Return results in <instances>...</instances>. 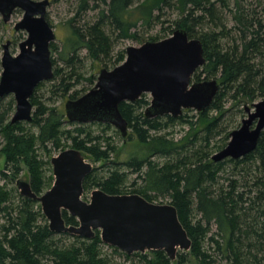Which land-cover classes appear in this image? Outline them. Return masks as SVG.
<instances>
[{"label":"trees","instance_id":"obj_1","mask_svg":"<svg viewBox=\"0 0 264 264\" xmlns=\"http://www.w3.org/2000/svg\"><path fill=\"white\" fill-rule=\"evenodd\" d=\"M77 2V14L96 8L98 12L89 23L73 25L72 19L64 23L68 35L59 56L65 67H55L51 57V95L64 96L72 90L68 98L80 96L73 86L81 80L91 84L95 77L77 71L78 53L83 49L91 59L116 66L124 60L125 49L113 54L114 40L136 38L130 29L138 23L150 27L164 9H176V28L202 42L205 62L193 80L216 78L219 88L210 105L197 111L196 121L188 117L187 109L176 117H146L143 111L150 100L146 93L132 102L122 101L119 110L130 132L121 144L108 135L109 123H99L103 133L98 134L84 123L67 127L73 123L63 110L43 101L38 93L45 81L36 85L30 97L34 107L30 121L11 122L14 99L0 97V154L5 160L0 169V179L5 181L0 184V264H113L111 254L135 255L144 264H264V129L254 149L241 157L211 158L232 131L224 121L226 98L239 102L264 98V0H255V6L262 5L260 11L240 0H233L231 6L229 0ZM223 12L232 21L229 27ZM175 122L189 125L177 140L163 132ZM67 147L101 162V167L85 175L84 192L100 188L107 193H138L149 201L166 198L191 239L189 250H178L172 260L163 250L127 254L103 243L98 229L91 238L62 233L70 240L51 231L37 200L17 194L6 182L13 181L23 165L31 189L41 194L53 178L46 174L50 161L41 152L47 156ZM62 215L66 223L77 224L67 211Z\"/></svg>","mask_w":264,"mask_h":264},{"label":"water","instance_id":"obj_2","mask_svg":"<svg viewBox=\"0 0 264 264\" xmlns=\"http://www.w3.org/2000/svg\"><path fill=\"white\" fill-rule=\"evenodd\" d=\"M49 4L50 0H0L2 21H9L14 10L21 9L13 30L26 31L16 53L11 52L8 40L1 44L0 97L13 95L11 122L32 119L34 88L54 76L50 43L56 34L46 19ZM204 62L202 42L189 37L181 27L162 39L129 45L121 63L110 69L101 67L91 88L65 100L64 115L70 122L109 123L125 138L128 122L119 104L132 102L143 93L150 95L143 111L146 117H176L184 109L202 111L219 88L216 78L193 80ZM244 109L246 116L230 132L225 146L212 154L213 161L236 159L256 146L264 129V98ZM50 162L53 182L41 194L23 178H17L15 184L21 195L39 201L54 233L91 238L98 229L103 243L127 254L163 250L171 260L178 250H189L191 239L170 202L149 201L138 193H107L100 188H93L84 200L83 179L93 168L84 153L67 147L51 156ZM63 210L74 216L77 224L66 223Z\"/></svg>","mask_w":264,"mask_h":264},{"label":"rangeland","instance_id":"obj_3","mask_svg":"<svg viewBox=\"0 0 264 264\" xmlns=\"http://www.w3.org/2000/svg\"><path fill=\"white\" fill-rule=\"evenodd\" d=\"M134 1H138V0H134ZM230 1V6L232 4L233 0H229ZM242 1V3L246 4V7L253 8L255 7L258 11H260L262 9V5H264V3H262V5L258 4V6H255V0H240ZM77 5L78 2L77 0H50V4L47 7L46 10V19L47 21L50 23V25L53 27L54 32L56 34V37L53 41H51V43L54 44V48L51 51V57L54 59V66L55 67H62L64 68V63L62 61V59H60L59 56V51L61 50V47L63 45V41L65 40V38L68 35V30L66 29L65 26V22H67L69 19H72V23L73 25H82L85 22H91L95 19L96 14L98 12V8L96 9H91L88 10L85 13H78L77 14ZM103 5H100V7H102ZM226 15V25H228L227 27H229L232 24V21L230 20L228 14L226 12H223ZM222 13V14H223ZM22 16V10L21 9H16L13 14L11 15V18L9 21L3 23L2 22V18L0 15V56H1V52H2V48H1V43H4L6 41V39H11L13 41L10 49L12 53H16L18 51V42L23 40L26 37V31L25 30H17V31H13V25L14 23L20 19ZM262 16L264 17V12L262 13ZM179 17L178 11L176 9H164L161 16H160V20L156 21L154 24H152L150 27L146 26V25H142L140 23H138L135 27L131 28L130 31L131 32H136V38L134 37H120L118 39L114 40V45H113V54H115L118 50H122L125 49L127 46L129 45H134V46H138L140 43V40L143 41H147V40H152L150 39L151 36H158L159 39H162L164 37L169 36L172 32V30L176 29V26L173 24V21L175 19H177ZM117 33V32H116ZM114 33V35L116 34ZM114 38V36H113ZM79 61L77 62V71H79L80 73H82L85 77L91 75H94L95 79L93 81V83H88L84 80H81L79 83H77L75 86H73V89H78L80 90V94H83L84 92H86L89 88H91L93 86V84L96 81V77L98 74V71L101 67H106L108 69L112 68L111 66L107 67L103 64L102 61L99 60H93L90 57H88L86 55V51L85 50H81L79 53ZM0 71H1V67H0ZM49 80L45 81V84L43 85V87L41 89L38 90V93L40 94L41 98L43 101H45L46 103L56 106L57 108H61L64 112V102L66 99H68V93H70L71 91H69L67 94H65L64 96H62L61 94H53L51 95L50 92V82H48ZM86 89L85 91H83V89ZM13 97L12 94L9 95H5V100H7L10 97ZM146 97L150 98V95L148 93H146ZM262 97H256L254 100L250 101L247 100L245 98H241L240 102L238 101V98L233 100L231 97H227L226 101L224 103V108L228 109V111L225 114L224 117V121L227 124L228 128L233 130L235 128H238L241 124V119L246 116V112H245V106H252L253 102H256L258 100H260ZM14 99V98H13ZM15 102V101H14ZM15 107V106H14ZM34 109V107H33ZM14 110L11 112V114H13ZM186 113L188 115V117H191L190 119L193 121H196L197 118V111L195 109H187ZM211 113H214L213 111H211ZM73 124H67V127H73L74 125H77L76 122H72ZM99 123H103V122H97V121H92V122H86L84 123L86 127H88L90 130L93 131V133H103L102 132V126ZM111 125V124H110ZM28 126V124H27ZM198 127V125H197ZM189 129V125L186 123H179V122H175L174 124H172L171 126H169L168 128H166L165 130H163V132H167L168 136L170 137H174V139H180L181 137H183L185 135V133L188 131ZM108 135L113 137V140L117 143V144H121L122 142V137L119 133V131L113 126L111 125V128L106 130ZM117 132V133H116ZM130 132V129H128V133ZM218 138H216L217 140ZM58 151L54 150L52 151L49 155H44L43 152H41L42 157L44 156L45 159L50 161L51 156L57 154ZM88 160L92 163L93 167H101V162H96L93 161L92 158H88ZM4 155L0 154V169H2L4 167ZM49 166L46 170V174H51L52 175V165L51 162L49 163ZM230 165H227L228 171L230 170ZM53 177V175H52ZM130 177H133V175H131ZM16 178H23L25 180H28V176L26 174V168L25 166H21V170L19 171L18 175ZM16 178L13 179V181H7L6 185L7 187L11 188L12 186H14L17 189V194L19 193L18 188L16 187L15 181ZM5 181L0 179V184H3ZM53 182V178L51 181V184ZM48 188V187H47ZM46 188V189H47ZM44 189V191L46 190ZM43 191V192H44ZM90 190L86 191L83 193L82 195V199L84 200H88L89 196H90ZM125 193H130V192H125ZM17 201V199H16ZM154 202H168V200L159 198L157 200H154ZM37 205L40 206L39 201H37ZM41 208V206H40ZM42 211V210H41ZM46 218V217H45ZM1 219V218H0ZM47 220V219H46ZM48 222V220H47ZM212 229L214 230V227H212ZM57 235H61L62 237H64L66 240H70V237L68 238L67 236H63L62 233H56ZM105 250H109L108 247L105 248ZM146 253L148 251H145ZM143 252V253H145ZM112 257V263L113 264H144L143 261L140 260V258L138 256H131L130 258L125 257L123 254H111Z\"/></svg>","mask_w":264,"mask_h":264},{"label":"flooded vegetation","instance_id":"obj_4","mask_svg":"<svg viewBox=\"0 0 264 264\" xmlns=\"http://www.w3.org/2000/svg\"><path fill=\"white\" fill-rule=\"evenodd\" d=\"M15 10H16V9H15ZM15 10H14V11H15ZM22 12H23V11H22ZM12 14H13V13H12ZM18 20H19V19H18ZM2 22H3V21H2ZM3 23H5V22H3ZM12 29H13V28H12ZM13 31H14V30H13ZM7 40L10 42V44H9V48H10L11 45H12V43H13V41H12L11 39H9V38L6 39V41H7ZM6 41H5V42H6ZM19 42H20V41H19ZM19 42H18V43H19ZM1 44H3V43H1ZM10 50H11V49H10ZM202 79H204V78H202ZM14 108H15V107H14ZM32 113H33V110H32ZM27 181H28V180H27ZM28 182H29V181H28Z\"/></svg>","mask_w":264,"mask_h":264}]
</instances>
